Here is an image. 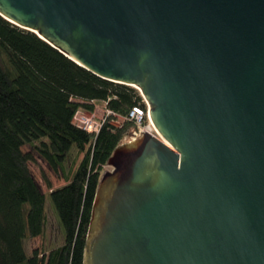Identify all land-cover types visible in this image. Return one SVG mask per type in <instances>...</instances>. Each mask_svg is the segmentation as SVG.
Wrapping results in <instances>:
<instances>
[{
	"label": "water",
	"instance_id": "obj_1",
	"mask_svg": "<svg viewBox=\"0 0 264 264\" xmlns=\"http://www.w3.org/2000/svg\"><path fill=\"white\" fill-rule=\"evenodd\" d=\"M0 16L141 92L84 264H264V0H0Z\"/></svg>",
	"mask_w": 264,
	"mask_h": 264
},
{
	"label": "trees",
	"instance_id": "obj_2",
	"mask_svg": "<svg viewBox=\"0 0 264 264\" xmlns=\"http://www.w3.org/2000/svg\"><path fill=\"white\" fill-rule=\"evenodd\" d=\"M104 104L116 115L101 132L74 124L79 111ZM147 109L134 87L104 80L78 65L37 34L0 16V264H84V252L100 181L115 151L137 127L126 121L132 110ZM31 146L67 184L53 189L65 243L49 252L29 254L25 241L42 236L47 223V194L30 163ZM71 166L67 167L72 153Z\"/></svg>",
	"mask_w": 264,
	"mask_h": 264
},
{
	"label": "rangeland",
	"instance_id": "obj_3",
	"mask_svg": "<svg viewBox=\"0 0 264 264\" xmlns=\"http://www.w3.org/2000/svg\"><path fill=\"white\" fill-rule=\"evenodd\" d=\"M139 93H141L139 91ZM105 105L101 104L97 107V113L98 116H102L105 113ZM126 118L119 117L117 120L111 121L114 124H118L116 127H121L125 122ZM147 124V123H146ZM24 153H33V155L36 157L37 161L36 163H30V169L39 184L42 192L44 194H47V223H46V229L42 236L34 239H27L25 241L26 250L29 254L32 253L33 250L38 249L39 251H47L61 246L65 243V230L61 224V221L59 219V216L56 212L53 199L51 195H48L50 193V189L48 188V185L45 181V176H47L49 182L52 185V188L58 189L60 187H63L67 184L66 179L64 175L61 172H55L52 167L40 156L37 154L36 151L33 150L31 146H25L23 147ZM78 159L77 153L73 152L72 156L67 163V167L71 166L72 162ZM113 169L110 166L105 167V171H112ZM104 175V174H103Z\"/></svg>",
	"mask_w": 264,
	"mask_h": 264
},
{
	"label": "built area",
	"instance_id": "obj_4",
	"mask_svg": "<svg viewBox=\"0 0 264 264\" xmlns=\"http://www.w3.org/2000/svg\"><path fill=\"white\" fill-rule=\"evenodd\" d=\"M141 97L143 98V102L145 103L147 109H144L139 105L135 107L130 113L129 117L126 118V120L133 122L137 128L124 138V142H129L133 139H139L146 132L155 135L158 138L161 137L149 117V105L142 94ZM104 109L105 113L101 117L98 116L97 110L95 112L79 111L74 118V124L91 134L98 135L101 132L103 126L108 123V117L111 115H116L111 110L107 109V106H105ZM110 124L117 126L119 123L114 124L110 122Z\"/></svg>",
	"mask_w": 264,
	"mask_h": 264
},
{
	"label": "bare ground",
	"instance_id": "obj_5",
	"mask_svg": "<svg viewBox=\"0 0 264 264\" xmlns=\"http://www.w3.org/2000/svg\"><path fill=\"white\" fill-rule=\"evenodd\" d=\"M161 139H162V137H160ZM162 140H164V139H162Z\"/></svg>",
	"mask_w": 264,
	"mask_h": 264
}]
</instances>
